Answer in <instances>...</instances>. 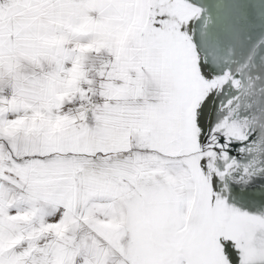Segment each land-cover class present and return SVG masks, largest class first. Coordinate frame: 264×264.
<instances>
[{"label":"snow or ice","instance_id":"snow-or-ice-1","mask_svg":"<svg viewBox=\"0 0 264 264\" xmlns=\"http://www.w3.org/2000/svg\"><path fill=\"white\" fill-rule=\"evenodd\" d=\"M0 264H264V0H0Z\"/></svg>","mask_w":264,"mask_h":264}]
</instances>
